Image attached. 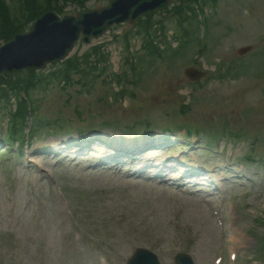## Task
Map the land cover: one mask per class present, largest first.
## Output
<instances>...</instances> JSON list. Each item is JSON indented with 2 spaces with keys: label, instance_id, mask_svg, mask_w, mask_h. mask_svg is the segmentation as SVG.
<instances>
[{
  "label": "rangeland",
  "instance_id": "rangeland-1",
  "mask_svg": "<svg viewBox=\"0 0 264 264\" xmlns=\"http://www.w3.org/2000/svg\"><path fill=\"white\" fill-rule=\"evenodd\" d=\"M64 1L69 6L68 9L77 7L69 0ZM90 1L88 7L100 6L94 0ZM41 4L42 1H39L37 6ZM207 10L211 16L210 26L213 33L205 57L197 64L193 63L190 56H185L184 59L179 56L167 63L158 62L153 66L146 63L140 66V78L126 85L132 84V95L127 94L117 99L114 92L120 86L112 84L108 87L110 73L120 72L124 65L123 41L120 40V44L115 43V38L117 34L129 29L127 24L120 25L115 32L91 40L89 45H104L109 62L104 70L102 68L97 73V78L91 77L86 88L87 93H79L75 87L61 89V79L57 78L55 71L51 73L55 67L48 64L42 72L35 73L44 75L42 82L28 88L26 94L37 101V126L43 123L42 126L49 130L56 119L58 123L54 124L55 127L62 125L61 120L70 121L72 130L86 126L90 120H95L93 125L90 124L93 129H97L98 122L103 120L109 121L113 128L136 123L139 129H144L147 124L150 128L161 131L163 127L169 126L172 130L169 132L170 142H162L163 147L171 151L179 143H183L180 144L181 147L187 152L191 149V152L187 155L174 151L175 157L179 161L193 158L202 164L204 171L211 173L204 177L207 184H211L208 182L210 179L217 183L221 178H226L223 183L230 186L231 195L206 196L208 186H198L180 179L177 182H183L182 186L187 190L182 193L179 188L168 185L166 181L127 174L126 168L136 171L148 161L153 164L155 162L153 166H148L151 172L163 169L166 151L161 149L154 156L144 153L141 158L123 157L126 163L111 170L77 169L70 163L68 175L55 180L62 187L73 216L79 218L80 228L89 234L84 239L86 248L80 253L72 251L70 220L59 210V202L48 191V186L33 177L35 168H31L30 176L33 178L28 180L29 185L18 181L15 189L16 203L13 209L18 210L22 218L18 223L6 226V230L12 228L10 234L17 232L21 239L16 247H1L4 254L0 257V264H98L96 256L99 253L95 250L98 240L109 250L110 264H123L125 255L138 244L154 246L165 261L169 260L174 249L181 248L195 257V264H213L217 254H222V264H232L228 257L231 251L238 255L234 264H264V258L258 259L255 256L259 244L258 236L264 233V226L257 222L260 217L264 220V163L250 164L245 161L243 155L249 153L248 141L231 146L228 138L223 137L225 139L221 141L206 144L219 130L236 134L241 140L250 139L252 135L248 131L255 129L258 120L264 121V44L257 42L261 36L264 37V0H219L217 5L208 7ZM76 11L74 9L70 13ZM17 23L8 21L6 24L9 26L6 28L9 29ZM117 37L120 39V35ZM111 38L113 39L110 40ZM131 43L134 49H138L140 40L133 38ZM89 45H76V50L74 48L72 52L75 50L81 54ZM246 45H251L255 51H251L252 56L236 76L230 80L218 79V82L209 80L203 83L195 96H191L196 87L185 78L186 68H200L207 74L209 66L214 68L212 62L225 57V53L233 55L237 48ZM72 52L69 54L72 55ZM63 62H67L66 59ZM48 70L50 73H47ZM83 72L86 73H81ZM93 73L95 75V71ZM13 84L7 85L9 94L4 97L5 100L1 101L0 98V140L7 124L5 113L3 114L5 105L2 103L13 104ZM104 88L105 92L112 91L115 98L106 96L107 103L96 102L102 99ZM182 104L187 105L189 111L182 113ZM76 105L82 110L80 115L74 111ZM234 109L238 113L237 124L231 117ZM88 112L93 119L88 116ZM223 112H227V116L225 122L221 123ZM37 117L32 119L31 124L34 125ZM183 122L202 124L207 130L200 136L185 138V130L175 127ZM29 123L30 119L27 120V125ZM185 128L193 129L190 125ZM106 131L114 134L111 128ZM255 135H261L259 128ZM51 140H55L54 135L38 134L33 140V147L37 148ZM188 142H191L190 145H187ZM255 145V156L263 157L264 142L261 140ZM100 147L101 145L88 149L86 155H76L74 151H70L73 150L71 146L65 152L71 155L74 162H84L86 157L94 162L98 158ZM29 156L25 150L22 152L21 160L25 162V167H30L27 161ZM32 156L35 159L40 157L37 159L40 169L50 171L53 168L50 165L52 161L44 160L47 157L40 154L39 150L34 151ZM228 160L229 165L226 163ZM23 161L16 170L20 176ZM174 164V169H164L163 173L168 175L173 172L174 175L177 169H181L179 173L183 175L187 170L184 164ZM42 175L44 178L45 175ZM71 175L76 177L70 178ZM247 177H252V181ZM193 179L197 181V178ZM195 187L199 188L198 193L190 192ZM220 199L223 200L220 204L223 206L220 215L225 225L221 229L216 225L212 211L208 209V203ZM23 202H29V205L21 208ZM0 204L6 207L11 205L5 200Z\"/></svg>",
  "mask_w": 264,
  "mask_h": 264
},
{
  "label": "bare ground",
  "instance_id": "bare-ground-1",
  "mask_svg": "<svg viewBox=\"0 0 264 264\" xmlns=\"http://www.w3.org/2000/svg\"><path fill=\"white\" fill-rule=\"evenodd\" d=\"M147 1H148L147 4L151 5V4H154V2L156 0H147ZM118 3L121 4V6H120L121 10H120L119 7L114 6V5L118 4ZM118 3H115L113 5V8H112V11L116 12L117 14L124 13L126 15H129V13H139V12L143 13V10L141 8V5L143 4V0H119ZM109 13H110V11H105L103 13V15H107ZM175 17L176 16H173V18H175ZM205 28H206V36H205V40H204V45H205L204 50L209 47L210 37H211V34L213 33L212 30H211L210 23H207L205 25ZM173 29H174L173 26L167 27V31L169 33H171L173 31ZM120 34L121 33L117 34V36L120 35ZM117 36L115 38V43L120 44L121 41H120V39ZM193 37H194V35L192 34L191 35V41L189 43V47L190 46L194 47V44L192 42ZM90 43H91V40L89 41V43H87V45H89ZM81 44H82L81 42H77L76 43L77 47H79ZM76 48H75V50H76ZM185 48H187V46H185ZM75 50L72 52L73 54L69 56L70 59L68 60V65H64V66L56 65V66H54L55 69L52 70L51 73L54 72V71H55V73H57V78L61 79L60 83L63 84V86L65 88L67 86H68V89L70 87H75V88L80 89L81 92H82V87H83L82 86V82L87 83L88 81H91V77L92 78H97V77L94 76L93 73L88 71L87 72V77H88V75H90V76L88 77V79H86L85 76H84V72L81 73L79 71V69L84 64L85 61H90V59H96L99 56H102V58H104V56L107 54V52L104 49V45H101L99 43L89 45L88 49L86 51L82 52L81 54L80 53L78 54ZM132 54H133V52H132ZM160 60H161V58L157 57V56H155V57L150 59V61L153 62V63H157ZM128 66H129V64H126V65L123 66V68H128ZM207 69H208V73H212L211 69H209V68H207ZM111 73H112V75H111L112 78H110V77L108 78L110 80L108 87H111L112 84L120 85L122 88H124V90H126V92L128 94H130V92H131L130 90L133 87H130V85L129 86L125 85V83L123 82V80L120 77L121 73L120 72H116V71L111 72ZM53 76H55V75H53ZM63 76H65L67 78V81L64 80ZM206 78H207V76H203L200 79L202 80V79H206ZM210 80H212L214 82H217L218 81V77L217 76H212ZM207 81H209V80H206L205 82H207ZM202 82L203 81H201V84H203ZM78 83H80L81 85H79ZM103 91H106V88H104ZM123 95H125V93H123ZM34 115H36V114H34ZM221 115L222 116H221L220 120H221V123H222V122H225V119H226V116H227V112H223ZM42 127L43 126H40V129ZM83 128L88 131V129L86 127H83ZM121 129L122 128L119 127V128H115L114 130H118L119 131L118 134L120 135V130ZM106 130H108V129H98V130H95L94 132H96L97 135H99V134H102L104 132H108ZM90 137L92 138L94 136L90 135ZM50 145H53V144L50 143Z\"/></svg>",
  "mask_w": 264,
  "mask_h": 264
},
{
  "label": "trees",
  "instance_id": "trees-1",
  "mask_svg": "<svg viewBox=\"0 0 264 264\" xmlns=\"http://www.w3.org/2000/svg\"><path fill=\"white\" fill-rule=\"evenodd\" d=\"M39 1H44V0H32V2H31V0H27V2H26V4H27V10L26 11H28L29 13H32L34 17L37 16V14L40 13L42 10H44V8L41 9L44 6L43 3L41 4V6H37ZM31 6H32V8H31ZM39 9H41V10H39ZM9 11L10 10H8V12ZM2 16H3V19L7 18V15L5 13H3ZM15 17H18V16L15 15ZM9 21L14 23L13 19H9ZM7 25L8 24H6V23H1L0 22V39L3 38V37H5V38L9 37L11 34L16 32L15 30L18 27L19 28H21V27L23 28V24H20V22H18L17 24L12 25L9 29L6 28Z\"/></svg>",
  "mask_w": 264,
  "mask_h": 264
},
{
  "label": "water",
  "instance_id": "water-1",
  "mask_svg": "<svg viewBox=\"0 0 264 264\" xmlns=\"http://www.w3.org/2000/svg\"><path fill=\"white\" fill-rule=\"evenodd\" d=\"M21 38H23V37L21 36V37L18 38L17 40H19V39H21ZM25 38H26V37H24L23 39H25ZM63 43H64V42H57V43L55 44V46L50 50V54H53L54 50H58L59 48H62V47L64 46ZM7 48H9V46H7ZM16 48H17V47H13L12 50H14V49H16ZM56 48H57V49H56ZM5 50H6V49H5ZM55 52H57V51H55ZM49 57H50V59H52V60H55L56 58H58V56H49ZM23 60L26 62L27 65H34V64H35V63H34V60H33L31 57L23 58ZM13 66H15V67H22V66H24V65L12 64V65H9V66H6V67L0 69V71H2L3 69H6V68H11V67H13Z\"/></svg>",
  "mask_w": 264,
  "mask_h": 264
}]
</instances>
